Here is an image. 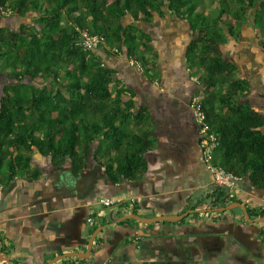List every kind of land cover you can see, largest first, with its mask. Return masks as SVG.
<instances>
[{
  "label": "crops",
  "instance_id": "0c3cea01",
  "mask_svg": "<svg viewBox=\"0 0 264 264\" xmlns=\"http://www.w3.org/2000/svg\"><path fill=\"white\" fill-rule=\"evenodd\" d=\"M31 13L37 18L38 13ZM25 22L16 12L0 15V30L19 32ZM122 23L136 28L140 59L128 57L125 46L116 50L109 44L93 51L115 70L112 96L132 99V110L144 108L148 115L145 122L136 124L131 119L128 123V130L152 132L154 145L147 154V172L112 183L104 167L92 159L76 176L70 159L54 165L50 157L32 152L30 172L39 170L38 179L16 176L9 181L0 175L4 188L0 255L8 256L13 264H48L65 254L71 255L53 264H264V219L256 220L264 217V189L255 188L246 177L237 187L236 199L259 209L253 222L246 220L242 209L209 210L212 208L202 199L214 182L202 168L197 127L189 107L192 96L206 90L200 77L204 67L187 56L197 34L168 8L163 15L155 12L151 21H134L127 14ZM262 26L257 28L261 31ZM225 33L228 42L233 41L229 30ZM245 33L249 35L246 24L239 38H234L236 43H220L219 50L225 59L236 62L237 75L251 84L248 94L239 100H249L252 110L264 117V79L261 87L254 86L249 74L243 75L241 70L250 39ZM260 43L264 40H258ZM247 66L249 73L254 72ZM95 148L89 149V157ZM102 198L115 203L108 208ZM97 204L106 209L97 212ZM186 212L177 220L129 218L121 223L129 214L154 218ZM99 227L89 256H74L72 253H86Z\"/></svg>",
  "mask_w": 264,
  "mask_h": 264
},
{
  "label": "trees",
  "instance_id": "16d2710c",
  "mask_svg": "<svg viewBox=\"0 0 264 264\" xmlns=\"http://www.w3.org/2000/svg\"><path fill=\"white\" fill-rule=\"evenodd\" d=\"M208 1L0 0L21 17L38 13L36 27L0 30V61L6 60L11 76L0 94V175L9 181L16 176L38 179L39 170L30 172L34 151L50 157L54 165L70 159L76 176L89 159L104 167L112 183L146 173L152 132L128 130V123L145 122L148 115L144 108L132 110V99L112 96L115 70L76 41L80 30L88 29L103 35L116 50L127 47L128 57L140 59L136 28L124 26L123 18L129 14L134 21H151L155 12L163 15L168 8L197 34L187 56L204 67L202 84L214 90L202 102L211 129L220 138L216 161L264 189V117L252 110L249 100H239L251 84L237 75L236 62L225 59L219 50V44L227 41L225 30L240 36L231 16L240 25L252 12L255 27L264 22V0ZM93 146L95 152L89 157ZM202 199L212 209L238 201L215 183ZM247 211L251 218L260 215L258 208L247 205Z\"/></svg>",
  "mask_w": 264,
  "mask_h": 264
},
{
  "label": "built area",
  "instance_id": "2783aa9c",
  "mask_svg": "<svg viewBox=\"0 0 264 264\" xmlns=\"http://www.w3.org/2000/svg\"><path fill=\"white\" fill-rule=\"evenodd\" d=\"M15 10L8 4L0 3V15L11 16ZM105 37L101 34L92 33L88 29L80 30L76 45L84 51H93L101 46H105ZM139 67L140 64H138ZM203 97L193 96L189 102L193 121L197 127L199 150L201 154L202 168L210 173L213 182L228 190L231 198H236L238 185L243 181V176L226 170L216 161V151L220 145L219 135L212 129L207 119V114L203 108ZM3 185L0 183V202L3 197ZM104 205L110 206L115 203L111 198H102L100 200ZM88 222L93 224V219Z\"/></svg>",
  "mask_w": 264,
  "mask_h": 264
},
{
  "label": "rangeland",
  "instance_id": "374dc122",
  "mask_svg": "<svg viewBox=\"0 0 264 264\" xmlns=\"http://www.w3.org/2000/svg\"><path fill=\"white\" fill-rule=\"evenodd\" d=\"M208 1V0H207ZM209 3V1H208ZM214 9L212 7H210V11L212 12ZM36 17L33 15V13H29L28 15L25 16V23H26V26H29L30 28L32 26H38V24L36 23L35 21ZM231 19L233 20V25H235V28L238 32L242 31V26L244 24H246L248 30H249V35H246L249 36V41H248V44H246L248 47V49H245V51H247V53H245L244 57L241 58V60H244L242 63L243 66H242V71H243V75H247L249 74V78L252 80L254 86H257V87H261L262 85H259L261 83V80L264 79V46L260 43L258 44V40H264V32H261L257 27H255V24H254V15L253 13L251 12L250 15L245 19V21L243 23H241L240 25L237 24L236 20L234 18H232L231 16ZM64 23H67L66 19L64 18ZM258 25H264V22L263 23H258ZM224 26V25H222ZM40 28V27H38ZM226 32V30L224 31V33ZM263 33V34H262ZM225 36H226V33H225ZM231 38L233 39V41H230V42H233V43H236L235 42V39H237L236 37L232 36L231 35ZM235 38V39H234ZM229 40H227L225 42V46L228 45V42ZM109 45L108 43L105 45L107 46ZM233 51L232 52H235L234 49H232ZM247 64H250L254 69V72L252 73H249L248 70H246L247 68H249L247 66ZM8 72V66H7V63H6V60L4 61H0V94H1V90H2V87L5 83H9L11 80V76L9 74H7ZM42 78L39 77L38 78V82L41 81ZM264 86H262L261 88H263ZM225 88V87H224ZM223 88V89H224ZM256 88V87H255ZM254 88V89H255ZM206 89V88H205ZM208 91H210L209 93L213 92L214 90L212 89H206L205 92L202 90L199 92V93H195L193 96H201L204 98V96L206 94H208ZM219 92V89H215V93L217 94ZM65 93H67L65 91ZM192 96V97H193ZM242 101L241 102H244L243 99H241ZM217 157L219 158L220 157V153L217 152ZM3 172L5 170H2ZM205 172H207L206 170H204ZM113 196V195H111ZM99 200V199H98ZM97 208V212L99 211H104L106 209V207H104L103 205L101 204H97L95 206ZM109 208V206H108ZM240 207L238 208H234V211L238 210L240 211Z\"/></svg>",
  "mask_w": 264,
  "mask_h": 264
},
{
  "label": "water",
  "instance_id": "95a60500",
  "mask_svg": "<svg viewBox=\"0 0 264 264\" xmlns=\"http://www.w3.org/2000/svg\"><path fill=\"white\" fill-rule=\"evenodd\" d=\"M238 207H240L243 210L245 218H246L247 221H249V222H253L254 221V219L249 216V213L247 211L246 205L244 203H242V202H239V201L232 202L231 204L223 206V207H218V208L209 209V210L226 211V210H232V209L238 208ZM188 213L189 212H186L185 214H181V215H162V216H158V217H154V218H146V217H141V216L136 215V214H129V215L124 216L121 219V221L125 220V219H129V218H135V219H138V220H140L142 222H156V221H160V220H177V219L183 218ZM261 219H264V217L256 219V220L260 221ZM100 230H101V227L97 228L95 230V232L93 233V235L91 236V238L89 240V244H88V248H87L86 253H72V254L74 256H81V257L89 256L91 247L93 245V240H94L96 234ZM65 255H71V254H65ZM65 255H61V256L55 257L48 264H53L54 262L58 261L59 259H61ZM1 261H6L8 264H13L11 259L8 256H6V255H0V262Z\"/></svg>",
  "mask_w": 264,
  "mask_h": 264
}]
</instances>
